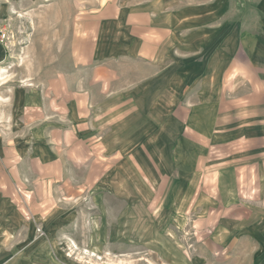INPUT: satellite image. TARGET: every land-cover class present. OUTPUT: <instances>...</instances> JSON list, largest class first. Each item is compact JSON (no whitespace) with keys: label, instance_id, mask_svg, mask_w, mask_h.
<instances>
[{"label":"rangeland","instance_id":"rangeland-1","mask_svg":"<svg viewBox=\"0 0 264 264\" xmlns=\"http://www.w3.org/2000/svg\"><path fill=\"white\" fill-rule=\"evenodd\" d=\"M75 45L112 72L80 124L47 87L42 120L0 122V264H198L213 130L264 114V0H0V107L11 86L83 68ZM234 235L200 264H264V239Z\"/></svg>","mask_w":264,"mask_h":264},{"label":"crops","instance_id":"crops-1","mask_svg":"<svg viewBox=\"0 0 264 264\" xmlns=\"http://www.w3.org/2000/svg\"><path fill=\"white\" fill-rule=\"evenodd\" d=\"M77 51L75 45L72 55L80 58L82 63L79 65L83 64V68L73 65L68 70V74H61V70L53 69V71L59 72L57 76L50 73L49 77L45 78L43 72L35 79H29L30 85L15 88L11 86V91H7V94L4 95L5 101L3 102H5L6 108L0 107V122L10 120L9 124L14 123L15 125L20 120L19 124L22 128L28 123L29 109L35 115L33 119L42 120L46 105L45 87H47L49 93L52 91V94L69 96L66 102L73 104V107H69V111L71 108L73 109H71L73 119L68 122V128H76L80 124V122L77 123L75 117L77 108L90 101L88 99L92 92L87 88L97 83L99 87L103 88L104 85L101 82L104 83L107 80L103 73L106 70L109 72L108 74L112 73L110 69H106L104 63L90 64L93 61L92 51L89 61L86 59L88 55L85 52L79 50L78 55ZM84 51L87 52V50ZM0 69L1 91L7 85L8 81L4 80L8 77L9 72L2 71L1 66ZM79 71L84 74V79L78 78ZM60 89H64V92H61ZM7 97L8 99H6ZM118 102L119 100L116 99V103ZM242 116V119L236 121L238 123L236 128H218V130L214 129L212 133L211 140H213V148L216 150L214 159H218L216 161L219 162H214L210 166L211 172L208 171L209 169L207 170L208 174H215L214 182L209 185V189L211 187L212 189L207 191L204 187L202 190L200 188V200H212L213 202L207 201L208 203H204L200 209V231L203 234L212 232V239H206V243H202L203 246L200 243L196 244L198 250L196 262L198 264H200V257H203L200 256V247L205 248L209 245V248L222 247L219 243L222 244V240L229 238L232 233L236 235V232H242L243 235H251L258 243L264 239V235L261 234L264 233V114L253 115L244 111ZM23 120H25L24 124H22ZM251 123L256 125L253 126ZM60 127H64V125H60ZM200 136L204 138L203 134ZM73 137L72 130L60 133V140L64 143H71ZM200 170L203 172V178L200 177L201 187L202 183L203 185L206 183L204 181L206 180L205 166L202 165ZM253 183L257 185L255 186L258 190L256 195L249 193L253 189ZM258 201L261 204L258 205ZM218 217H221L222 223H217ZM235 235L233 236L234 240L236 239Z\"/></svg>","mask_w":264,"mask_h":264}]
</instances>
